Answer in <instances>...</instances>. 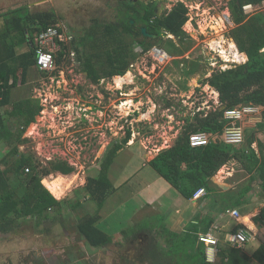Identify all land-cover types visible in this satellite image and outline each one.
<instances>
[{"label":"rangeland","instance_id":"obj_1","mask_svg":"<svg viewBox=\"0 0 264 264\" xmlns=\"http://www.w3.org/2000/svg\"><path fill=\"white\" fill-rule=\"evenodd\" d=\"M153 1L157 3L160 13L170 10L179 1L187 6L188 20L183 29L192 39H185L184 42L191 43L189 49L180 55L176 46L184 45L171 34L160 35L153 40L155 46L137 55L120 82L113 76L94 84L81 69L80 60L72 50L70 40L76 36H84V30L95 22L103 24L117 21L120 18L117 0H0V26L3 22L2 13L16 8L22 7L26 11L25 8L28 7L32 13L54 11L57 19L54 26L61 29L64 43L68 48L71 47L70 53L63 57L53 72L42 75L37 69L30 67L27 83L16 86L10 95L11 104L30 97L42 106L37 120L34 119L33 127L25 135L27 141L18 144L19 150L30 154L42 168L48 162L57 160L65 161L75 168L66 178L67 186L61 191L53 183L55 174L49 173L42 178V181L47 180L56 191L57 198L54 197L62 201L64 206L61 213L72 206L70 203L82 200L83 206L87 207L86 211L91 212L92 204L85 199L83 190L86 177L96 174L107 150L114 143L120 142L127 129L132 132L128 143L134 141L137 144L139 140L146 143L148 137H153L154 143L160 144V136L164 135L166 139L163 146L171 145L174 138L182 132L186 116H192L199 110L206 113L219 105L217 92L209 85L201 84V80L215 70L237 64L232 62L233 57L228 47L230 41L234 42L229 36V31L234 26L230 17L229 0ZM154 48L162 49L169 56L163 54L164 57H161ZM19 49H26V46ZM222 49L225 53H221ZM135 50L139 52L140 48L136 47ZM183 58H187V61ZM191 62L198 63L197 70L186 74ZM6 108H0L3 115ZM11 120L8 121L9 124H13ZM250 132V129H245L244 142L239 146L247 148L246 137ZM148 146L149 152H157L153 144ZM5 147L3 142L0 143V158L7 152ZM130 150L126 148L122 151L108 171L114 181L123 175L122 178L127 181L121 186V190L126 194L129 192L130 196L118 206L112 204L116 200L113 199L112 206H109L111 213L106 217V222L110 223L113 232L99 224L101 229L113 234L111 237L121 231H128L126 233L130 234L125 236L130 238L102 248H92L86 244L83 248L78 245L83 248L84 257H88L85 259L82 256L76 261L77 257L73 253L78 254V250L74 249L72 234H69L75 226L74 218L68 216L70 221L64 223H56L58 221L52 218L39 221L32 218L33 220L15 222L9 232H0V264H34V256L44 259L52 255L56 256L52 264H98L93 253L98 250L102 254L100 264H146V261L141 263L138 260L139 251L146 242L142 229H150L158 226L157 224L162 227L163 218L158 214L156 206L151 207L153 210L145 215L139 212L146 209L140 206V199L136 197L139 178L141 177V181L146 179L144 170L152 166L141 168L139 161L132 160L128 163L129 166L126 163L124 167L123 159L132 156ZM236 162L235 159L230 160L217 171L216 176L220 178V175L226 176L228 172L237 169ZM236 174L239 175H234L236 180L243 176L239 172ZM241 183L247 185L251 182L246 177ZM259 188V183L252 182V190L262 194ZM143 194L145 195L144 192ZM232 194V191L228 193L231 197ZM135 210L139 213L132 214ZM129 216L131 220H127ZM133 223L136 225L132 226ZM160 234L158 231L154 233V241L166 243Z\"/></svg>","mask_w":264,"mask_h":264},{"label":"trees","instance_id":"obj_2","mask_svg":"<svg viewBox=\"0 0 264 264\" xmlns=\"http://www.w3.org/2000/svg\"><path fill=\"white\" fill-rule=\"evenodd\" d=\"M128 1L117 0L120 15L117 21L103 24L95 22L84 30V36H76L70 40L72 50L80 60L81 69L94 84L104 78L124 75L137 55L155 46L153 40L160 35L171 34L176 37L180 44L184 45L176 46L180 55L189 49L191 43L184 42L185 39H192L183 29L188 20V8L183 2L179 1L170 10L160 13L157 3L153 0H138L133 5ZM257 1L260 0H229L230 17L234 24L229 36L239 51L246 54L247 60L230 68L215 70L201 80V84L209 85L218 93L219 105L206 113L199 110L192 116H186L183 130L174 144L161 150L148 162L186 199L193 197L200 188H204L206 194L209 193L213 198V188L217 186L211 177L233 159L241 163V168L249 174L251 181L258 178L264 195L263 141H257V153L251 147L255 141L254 133L246 137L247 148L227 144L222 138L225 125L224 110L241 104L251 103L261 108V121L256 125L259 131H264V13L247 16L242 11L244 3ZM2 16L0 108L8 107L4 111L5 115L0 111V143L3 142L7 149L5 155L0 158V232L6 233L12 230L15 222L33 220L32 218L35 221L52 218L58 221L56 223L61 222L62 201L56 199V191L47 180L42 181V178L49 173L55 174L53 183L56 189L61 191L67 186L66 178L75 168L59 160L48 162V165L42 168L30 154L21 152L18 144L27 141V138L22 137L23 133L29 123L34 121L42 106L30 97L16 104L10 103L11 90L25 84L29 68L35 67L36 33L54 25L57 21L56 15L53 11L33 14L20 7L2 13ZM142 26L146 27L148 33L156 34L157 37L143 36ZM58 30L61 33V29ZM60 44L61 48L55 54L56 66L60 65L71 49L64 42ZM19 46H26V49L21 50ZM136 47L141 50L136 52ZM183 60L187 61V58ZM190 64L186 74L197 70L198 63ZM38 72L47 74L40 70ZM9 120L13 124H9ZM196 131L208 133L210 141L206 145L190 146L189 134ZM131 133V130L127 129L120 142L114 143L107 150L100 162L98 175L86 177L83 185L85 199L91 202L93 212L79 220L78 230L91 247H104L112 243L113 238L96 223L105 200L115 191L109 179V168L118 151L130 139ZM26 169L28 170L25 171ZM243 189V193H238L236 201L227 200L232 198L228 194L227 199L222 196L221 210L226 211L230 207L242 205L247 200L244 195L251 191L252 187L245 186ZM263 218L264 213L260 212L252 219L255 225L260 226L264 223ZM202 221H205L203 225L198 221L184 232L168 233L164 245L156 243L154 239H146V244L139 251L138 260L141 263L146 261V264H264V245H260L251 255L246 254L243 248L219 247L217 263L207 261L205 245L199 241L198 234L200 231L206 232L212 221L208 217ZM240 228L242 225L236 226L233 232Z\"/></svg>","mask_w":264,"mask_h":264},{"label":"crops","instance_id":"obj_3","mask_svg":"<svg viewBox=\"0 0 264 264\" xmlns=\"http://www.w3.org/2000/svg\"><path fill=\"white\" fill-rule=\"evenodd\" d=\"M26 10L29 11L28 7H26ZM30 13H32V12H30ZM235 46H236V49H237V52L239 54L240 59L243 61H246L247 60L246 54L243 52H240L236 44H235ZM157 49H159V48H157ZM166 55H167V57L169 56L167 53H166ZM242 55H243V57H242ZM241 60H238V61H241ZM32 68L37 69L36 66L32 67ZM116 76H118V75H116ZM26 83H27V81H26ZM11 93H12V90H11ZM11 93H10V95H11ZM216 94L218 95V93H216ZM260 119H261V117H260ZM246 123H248V124H246ZM256 123L257 122L254 119H253V121L245 122L244 123V126H245L244 130L250 129L251 130L250 133L255 134V141L252 143L251 147L258 153L259 148H258L257 141L258 140L261 142L263 141V143H264V140H263L264 131H263V133L261 131H259L257 129ZM177 136L174 138L173 143L171 145H168L167 147L163 146V145H165V139H166L165 138L166 136H164V135L160 136L161 137L160 144L154 143L153 137H150V138L148 137V139L146 140V143L143 142V140H139L137 144H135L134 141H130L128 143V141H129V139H128V141H127L128 146L126 148L131 149L130 151L132 152V156L129 158L127 157L126 159H123V160H125L124 164H123L124 167H125L126 163L127 164L130 163L132 160L139 161V163L141 164V168L147 167V165H148V167H150L151 165L148 163L150 160H147L148 159L147 157H152L151 158V160H152L157 155V153H159L161 150L171 147L174 144ZM150 143L153 144V146L155 147L157 152H149V150H147L149 148L148 145ZM126 148L122 147L118 151V154L115 157L112 164H114L117 161L118 155L122 151L126 150ZM130 151H128V156L130 154ZM236 165H238L237 169H233L231 172H228L227 173L228 175H226V176H224L222 174V175H220V178H218L215 174L211 177L212 182L217 186V187L213 188L214 189L213 198L210 197L209 193L206 194V192H205L203 195H197L196 197H191L189 199H186L168 181H166V179H164L153 167L145 168L144 173H146V179L144 178L143 181H141L140 180L141 177L139 178V188L137 189V196L136 197L138 199H140V206H142V207L144 206L143 208L146 207V209H145V211L139 210V212L140 213L142 212V214L145 215L146 213H150V210H153V209H151V207L156 206L157 209L159 210L158 214L161 215V217L163 218V220H162L163 226L161 227V226H159V224H157L158 226L152 227L150 229H142L141 233L144 234V237H146V239H154L153 238L154 233H156V231H158L159 233H161L160 235H163V237H164L163 241H166L167 238L165 239V237L168 236V233L184 232V231H186V228H188L191 225H196L198 221L201 222L200 223L201 225H203V223L205 222V221H202L203 218L208 217L209 219H211L212 223L209 225L206 232L200 231L199 234L200 233H209L212 237H214L217 240V243L215 245H208V244L204 243L206 260L208 258L209 262L217 263V261H218V256H217L218 248L224 247V246H232V244L230 243V235L233 233V230L238 225H242V228H240L238 230L244 229L250 235V240L242 248L246 254L251 255L260 245H264V223H262L260 226H257L254 224L253 219H252L254 216L258 215L260 212L264 213V196L260 193L259 194L255 193L253 190L247 192L244 195V197L247 200L244 201V203L242 205L229 208L230 211L236 210L239 213V215L237 217L234 216L233 214H231L230 211H222L221 210V203H223L222 198L224 197L225 199H227L228 198L227 194L229 192L232 191L233 194H232V198L227 199V200L236 201L238 199V193L239 192L243 193L244 189H242V188L244 186H251L252 187V182H255L257 184L259 183L258 178L257 179L255 178L256 180H254V181H251L248 178L249 174L244 171L245 170L244 168H241L240 162L237 161ZM128 166H129V164H128ZM99 168H100V165H99ZM99 168H98L96 174L91 175V176L96 177L98 175ZM241 171H243V172H241ZM238 172L242 173L243 176H240V178H238L236 180V179H234V175L239 177V175L236 174ZM122 176H119V178L114 181V178L112 179V177H110V174H109V179L111 180V182L115 188V191L112 194H110L107 197V199L105 200L104 205L99 212V218H98L97 223H96V225L98 227L100 226L99 224H102L103 226H105V228L109 232H110V230H112V232H113V229H110V223L107 224L106 217L111 213L109 206H112L111 205L112 200L116 199L112 204L115 203L118 206L121 201L126 200V198L130 196L129 192H128V194H129L128 195L124 191L121 190V186L123 184H125L127 181L125 178L123 179ZM246 177L251 183H249V184L247 183V185H243L244 183H241V180L245 179ZM213 178H214V180H213ZM217 183L226 184L227 188L223 189ZM143 192L145 193V195L143 194ZM214 198H215V200H214ZM82 203H84L83 200L81 202L75 201L74 204L70 203L72 206L67 207L68 210L64 213L63 212L61 213L62 221L59 223H62V222L64 223L65 222L64 216L68 215V216H71L72 218H74V222L78 226V222L80 219L86 217L88 214H91L93 212V209H92L91 212L88 213V211H87V213H86V206H82ZM105 204H107V205H105ZM253 204L255 205V207H253L254 206ZM258 205H260V207H258ZM63 206L64 205L62 204L61 208ZM240 206H242V207H240ZM60 210L63 211V209H60ZM255 211H257V212H255ZM139 212H137L135 210L132 214L139 213ZM131 219H132L131 216H129L127 218V220H131ZM124 222H125V220H124ZM263 222H264V218H263ZM131 223H132V221L128 225L131 226ZM135 225H134V223L132 224V226H135ZM101 230L110 236L113 235V234L106 232L105 229H103V228ZM126 232H128V231H121L120 233L116 234L115 237H112L113 238L112 243H120V242H122L121 241L122 239L127 240L128 238H130V236H125L126 234H130V232L129 233H126ZM145 244H146V242L144 243V245ZM159 244H160V242H159ZM232 247H234V246H232ZM86 254H88V253L86 252ZM94 256L96 257L97 263L100 264L101 257H102L101 251L94 253ZM87 257L88 256L86 255L84 258L87 259Z\"/></svg>","mask_w":264,"mask_h":264},{"label":"built area","instance_id":"obj_4","mask_svg":"<svg viewBox=\"0 0 264 264\" xmlns=\"http://www.w3.org/2000/svg\"><path fill=\"white\" fill-rule=\"evenodd\" d=\"M242 11L247 16H251L260 12L264 13V0L244 3L242 5ZM61 42H64V40L62 39V34L59 32L57 26L49 25L44 30L36 33L34 37L36 54L35 66L38 70L44 72H52L55 70V54L61 48ZM155 51L158 52L161 57H164L163 54L167 56L166 53L161 49H157ZM232 62L240 64L245 61L241 60ZM230 67L231 65H227L223 69ZM260 115L261 108L251 103L241 104L233 108L225 109L223 112V119L225 120V125L222 131L223 141L233 146L241 145L244 142L245 136L244 123L253 121V119L258 122L261 120ZM188 141L189 145L192 147L206 145L210 141V136L204 131H196L189 134ZM27 170L28 169H26V171ZM204 193V189L200 188L194 193L193 197H196L197 195H203ZM230 212L236 217L239 215L236 210H231ZM198 239L200 242L206 243L208 245H215L217 243V240L209 233L198 234ZM249 240L250 235L244 229L237 230L230 235V243L236 248H242Z\"/></svg>","mask_w":264,"mask_h":264},{"label":"flooded vegetation","instance_id":"obj_5","mask_svg":"<svg viewBox=\"0 0 264 264\" xmlns=\"http://www.w3.org/2000/svg\"><path fill=\"white\" fill-rule=\"evenodd\" d=\"M83 205H84V203H82V206ZM86 210H87V207H86ZM86 213H87V211H86ZM64 221L65 222L70 221V219L68 218V215L64 216ZM74 224H75V226L73 228H71V232L69 234H72L71 236H72V239L73 240H72L71 243H73L74 249L75 250H78V254L73 253L74 256L77 257L76 261H78L82 256L84 257V253L82 252L83 251V248L85 247L84 244H86V245H89V244L86 242V240L84 239V237L82 236V234L79 232L78 226L76 225L75 222H74ZM75 244L77 246H75ZM78 245L83 246V248H80V246H78ZM92 248H97V247H92ZM99 248H102V247H99ZM97 252H100V251L98 250ZM93 253H96V252L93 251ZM55 260H56V256L55 255L49 256V258L47 257V258H44V259L43 258H36V256H34V264H47V263L48 264H52ZM46 261H47V263H45Z\"/></svg>","mask_w":264,"mask_h":264},{"label":"water","instance_id":"obj_6","mask_svg":"<svg viewBox=\"0 0 264 264\" xmlns=\"http://www.w3.org/2000/svg\"><path fill=\"white\" fill-rule=\"evenodd\" d=\"M134 1H135V0H129L128 3H129L130 5H133V4H134ZM131 23H133V20H131ZM141 33H142V35L145 36V37H149V38H156V37H157L156 34L148 33V32L146 31V27H144V26L141 27ZM154 50H157V48H154ZM37 118H38V114L35 115V118H34V119L37 120ZM34 121H35V120H34ZM34 121H32V122L29 123L28 128H27V130H26V132H25V134H24V137H25L26 134H28V132H29V131L31 130V128L33 127V125H34ZM147 158H148L147 160H151L152 157H147ZM213 180H214V178H213ZM217 184H218L221 188H223V189L227 188V185H226V184H223V183H217Z\"/></svg>","mask_w":264,"mask_h":264},{"label":"bare ground","instance_id":"obj_7","mask_svg":"<svg viewBox=\"0 0 264 264\" xmlns=\"http://www.w3.org/2000/svg\"><path fill=\"white\" fill-rule=\"evenodd\" d=\"M217 44H219V43H217ZM219 46H221V45H219ZM228 47H229V50H230L231 55H232V57H233V60H232V61H238V60H241L240 57H239V54H238V52H237V49H236L235 44H234L233 42L230 41ZM221 53H225L223 49L221 50ZM243 55H244V54H243ZM243 55H242V57H243ZM224 56H225V55H224ZM242 57H241V58H242ZM231 59H232V58H231ZM128 75H129V74H127V76H128ZM122 79H123L122 76H116V80H117L118 82H120ZM213 92H214V91H213ZM214 93H215V92H214ZM214 93H213V94H214Z\"/></svg>","mask_w":264,"mask_h":264}]
</instances>
